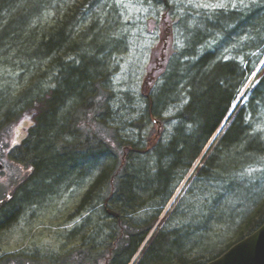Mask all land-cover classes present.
I'll return each instance as SVG.
<instances>
[{
	"label": "rangeland",
	"instance_id": "374dc122",
	"mask_svg": "<svg viewBox=\"0 0 264 264\" xmlns=\"http://www.w3.org/2000/svg\"><path fill=\"white\" fill-rule=\"evenodd\" d=\"M59 1L62 3L57 4ZM56 2L35 17L25 36L32 35L40 40L44 31L63 19L67 11L75 15V36L80 38L86 32L87 35L81 38L86 45L96 44L99 38L94 46L99 49L103 46L104 52L98 58L101 71L98 78L107 93L105 112L91 125L78 117L82 113H79L80 106L76 101L60 112L64 118L59 129L61 134L52 141L51 154L69 163L65 162V169L61 163L55 164L53 168L62 170L46 176L42 172L45 167L36 157L35 142L29 147L23 145L12 150L23 144V139L16 138L22 117L27 115L36 122L38 115L35 108L20 101L22 95L29 88L51 92L57 87L58 72L44 76L49 72V61H30L26 54H20V48L0 51V109L2 113L10 110L12 117L10 123L7 117L0 119V159L8 154L11 163L0 175V264H60L66 253L85 247L84 238L96 240L98 249L95 253L102 250L106 236L112 235L108 229L112 221L106 219L103 201L95 193L91 195V205L86 202L83 209L80 208L101 170L108 165L103 157L97 158L102 152L98 144L93 141L92 149L88 146L90 131L104 137V133L111 136L114 133V141L139 143L142 149L156 135L161 136L164 143L168 136L165 126L148 118L147 85L153 84L156 76L161 78L169 62L185 50L189 38L186 25L188 29L196 28L197 20L217 10L242 11L259 0H124V5L117 4L116 0ZM197 4L212 7H197ZM213 43L207 41L198 51L205 53L206 49L213 48ZM221 54L227 59L239 58L240 62L245 58L244 53L231 54L227 48ZM65 61L80 63L77 56L67 57ZM262 62L264 55L237 101L247 88L239 102V112L246 115L252 133L261 135L264 140V131L260 130L264 129V95L252 102L257 93H264ZM173 112L175 109L162 119L172 116ZM135 124L139 127L137 130L133 129ZM229 125L226 123L223 130ZM22 132L19 130L18 136ZM221 136L217 134L211 145L212 152L210 148L207 154L216 150ZM14 139L18 141L15 146L12 144ZM210 155L196 161L193 174L187 175L159 215L155 209L146 208L135 216L152 220L158 215V232L183 228V234L190 235V260L202 257L200 264L220 257L240 241L242 233H251L264 219V157L237 172L207 180L200 170ZM89 205L95 211L90 225L88 221L85 223L90 214L86 209ZM217 213L221 222L216 220ZM6 214L12 218L8 219ZM210 216L213 220L206 222L209 227L203 228V221ZM249 219L253 220L251 226L256 223L255 226L247 227ZM83 223L85 230L82 228L79 237H72V232L81 229ZM144 249L141 247V254L131 264L141 263ZM195 263L190 261V264Z\"/></svg>",
	"mask_w": 264,
	"mask_h": 264
},
{
	"label": "trees",
	"instance_id": "16d2710c",
	"mask_svg": "<svg viewBox=\"0 0 264 264\" xmlns=\"http://www.w3.org/2000/svg\"><path fill=\"white\" fill-rule=\"evenodd\" d=\"M52 3L55 5L57 2L0 0V51L20 48V54H26L30 61H49V72L44 76L50 72H58L55 79L57 87L51 92L29 88L22 95L20 101L35 108L38 115L36 122L26 116L22 117L17 125L20 129L16 131V138H23V144L12 150L16 151L23 145L29 147L30 143L35 142L36 157L41 160V166L45 167L46 170L42 169V172L46 176L62 170L53 168L55 164L61 163L65 169L66 163H69L64 158L51 154L52 141L59 138L60 124L64 120L60 112L76 101L80 106L79 113H82L78 117L86 119L91 125L93 121L98 122L99 115L105 112L107 100V93L98 78L101 72L98 58L104 52L103 46L100 45V49L94 46L98 44L99 38L96 44L86 45L81 40L87 35L86 32L80 38L75 36V15L67 11L63 19L44 31L40 40L32 35L25 36L35 17ZM61 3L59 1L57 4ZM195 25L197 27L193 29H188L186 25L189 38L185 50L169 62L161 78L158 75L153 78V84L147 85L148 118L165 126V131L168 132L165 142L161 141V136L156 135L142 149L139 143L114 141V133L112 136L104 133V137L96 135L94 130L90 131L88 146L92 149L95 143L98 144L102 152L97 158L103 157L108 165L101 170L80 208L83 209L86 202L91 205V195L98 193L103 201L101 205L106 219L112 221L113 225H108L112 235L106 236L99 253H95L98 249L96 240L88 238V241L84 238L85 247L66 253L60 264H131L157 225L159 213L168 205L220 129L260 63L264 55V0L252 3L242 11L217 10L210 16L197 20ZM90 29L91 27L88 28ZM207 41L214 42L213 48L200 53L198 48ZM226 48L231 54L244 53L245 58L241 62L235 57L223 58L221 53ZM29 52L31 53L28 54ZM256 52L259 53L253 56ZM70 56H77L80 63L65 61ZM262 87L264 90V82ZM260 94L257 93L252 102L264 95ZM239 106L240 104L227 121L230 125L225 131H221L222 136L216 150L207 154L208 150L204 157L205 160L211 154L200 170L207 180L237 172L256 164L259 158L264 157L263 137L252 133L246 122V115L239 112ZM173 109L175 113L172 116L162 119ZM1 111L0 109V119L7 117L10 123L11 111ZM136 125H133L135 130L139 128ZM21 129L23 132L18 136ZM210 148L212 152V147ZM89 157L91 156L88 154V159ZM1 161L10 167L8 154ZM241 186L239 183V187ZM90 205L86 208L90 213L89 217L85 219V223L88 221L89 225L95 212ZM146 208L155 209L158 215L152 220L137 219L135 216L138 212ZM5 216L12 218V215ZM212 220V216L206 218L203 228L209 227L206 222ZM216 220L221 222L218 213ZM252 224L253 220L249 219L247 227L251 228L256 223L251 226ZM262 225L264 219L260 220L252 232ZM159 226L148 241L140 264H190V261L200 264L202 257L190 260V235L183 234V228L158 232ZM84 227L83 223L81 229L76 228L72 237H79L82 228L85 230ZM244 234L242 233L240 240L249 235Z\"/></svg>",
	"mask_w": 264,
	"mask_h": 264
},
{
	"label": "water",
	"instance_id": "95a60500",
	"mask_svg": "<svg viewBox=\"0 0 264 264\" xmlns=\"http://www.w3.org/2000/svg\"><path fill=\"white\" fill-rule=\"evenodd\" d=\"M2 168L0 164V170ZM206 264H264V225Z\"/></svg>",
	"mask_w": 264,
	"mask_h": 264
},
{
	"label": "snow or ice",
	"instance_id": "6c2138e0",
	"mask_svg": "<svg viewBox=\"0 0 264 264\" xmlns=\"http://www.w3.org/2000/svg\"><path fill=\"white\" fill-rule=\"evenodd\" d=\"M191 2V0H190ZM116 3L117 4H120V5H124V0H116ZM126 7L129 6V5H125ZM197 7H212V5H205V4H197L196 5ZM217 7H223L224 5H216ZM228 57H225V59H227ZM264 63V62H262ZM243 94V93H242ZM185 103H187V101H185ZM261 131H264V129H260ZM18 143L17 140H12V144L13 146H15V144Z\"/></svg>",
	"mask_w": 264,
	"mask_h": 264
},
{
	"label": "flooded vegetation",
	"instance_id": "af4514ba",
	"mask_svg": "<svg viewBox=\"0 0 264 264\" xmlns=\"http://www.w3.org/2000/svg\"><path fill=\"white\" fill-rule=\"evenodd\" d=\"M3 164H4V162H3ZM4 167H5V164H4ZM4 169H5V168H4ZM2 171H4V170H2ZM2 171H1V172H2ZM1 172H0V173H1Z\"/></svg>",
	"mask_w": 264,
	"mask_h": 264
}]
</instances>
